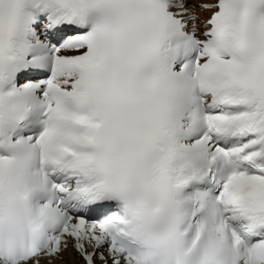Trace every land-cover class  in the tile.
Returning a JSON list of instances; mask_svg holds the SVG:
<instances>
[{"label": "snow or ice", "instance_id": "1", "mask_svg": "<svg viewBox=\"0 0 264 264\" xmlns=\"http://www.w3.org/2000/svg\"><path fill=\"white\" fill-rule=\"evenodd\" d=\"M0 264H264V0H0Z\"/></svg>", "mask_w": 264, "mask_h": 264}]
</instances>
